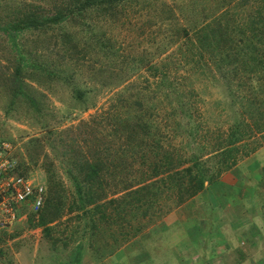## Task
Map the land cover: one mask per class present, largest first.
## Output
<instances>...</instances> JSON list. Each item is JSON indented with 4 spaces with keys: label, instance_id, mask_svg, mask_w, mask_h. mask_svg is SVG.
Wrapping results in <instances>:
<instances>
[{
    "label": "rangeland",
    "instance_id": "374dc122",
    "mask_svg": "<svg viewBox=\"0 0 264 264\" xmlns=\"http://www.w3.org/2000/svg\"><path fill=\"white\" fill-rule=\"evenodd\" d=\"M69 2L0 0L1 6L14 9L37 5L45 14H50L55 7L63 8ZM1 12L4 14L5 8ZM83 16L80 21L67 14L68 20L60 24L23 30L16 39L27 63L35 60L49 65L57 74L49 80L31 76V69L25 68L27 75L22 76L25 89L38 97L37 107L41 114L27 111L21 100H16L9 109L3 84L13 71L16 54L0 34V141L4 139L9 143L10 155L21 170L26 167V172L39 177L44 184L41 162L45 158L52 160L66 189L67 202L73 198L72 183L63 171L56 153L58 149L51 150L46 141L57 136L65 138V142L72 136L75 148L85 157L94 158L91 152L95 148L106 164L114 160L120 178L134 182L129 191L148 184V190L158 191L156 199L152 206H140L137 210L125 202L121 210L116 209V203L100 206L102 213L94 210L97 204L112 198L117 200L124 194V191H109L98 203L71 212L65 207L59 219L48 223L51 227L48 236L42 234L41 227L30 226L26 218L18 221L0 230V256L3 261L6 259L5 264H11L14 253L18 254L19 264H63L78 240L89 243V232H96L95 246L99 240L106 244L104 250L97 252L93 240L84 245L82 255H89L91 263L95 257L98 261L117 250L140 256L143 246L150 247L146 250V260L152 261L153 252L163 247L152 248L147 239L150 233L154 236L152 230H156V224H160L167 214L174 209L184 214L187 209L183 206H212L216 198L211 192L217 190L216 182L222 176L235 174L234 168L238 167L250 177L251 166L257 167L264 161V129H253L249 137L235 143L234 164L221 170L211 183L204 182L202 190L209 188V196L198 191L189 197L182 195L181 202L177 201L180 193L167 182L168 171L135 182L142 173L150 174L146 165L141 164L134 145V141L140 143V137L151 149L149 155L157 152L158 155L149 157L153 161L159 162L162 154L169 155L173 163L187 159L174 166L177 170L189 165L191 156L203 161V166L210 172L220 166L219 156L213 155L216 152L213 149L215 135L224 136L234 117L249 122L242 108L256 91L253 88L261 86V81L255 77L259 76V70L254 67L252 73L244 71L249 69V61L244 65L238 63L235 66L237 75L245 73L240 78L233 77L231 66L225 62V51L220 54L201 51L196 41L197 33L203 24H213L217 18L229 19L232 24H244L252 17L264 18L263 0H121L109 13L88 10ZM245 33L250 36L248 30ZM64 35L69 40L66 44H62ZM261 47L264 49L263 44ZM256 95V109L263 113L256 117V125L262 128L264 93L259 91ZM178 103L182 104V111H179ZM135 122L145 124L150 137L143 134ZM129 135L133 137L130 139ZM32 137H37L39 142L28 144L26 141ZM140 149L145 150L143 146ZM36 152L34 164L29 161L28 153ZM111 167L109 165L107 170L119 173L110 170ZM255 170L264 177V164ZM246 197L240 203L234 199L230 205L246 206L249 202ZM124 198L129 199V196ZM221 204L224 206L223 201ZM36 220L35 214L32 222ZM74 228L75 232H72ZM83 228L87 229L81 236ZM171 234L162 232L161 240L168 239Z\"/></svg>",
    "mask_w": 264,
    "mask_h": 264
},
{
    "label": "trees",
    "instance_id": "16d2710c",
    "mask_svg": "<svg viewBox=\"0 0 264 264\" xmlns=\"http://www.w3.org/2000/svg\"><path fill=\"white\" fill-rule=\"evenodd\" d=\"M118 1L121 0H70L68 5H63V8L55 7L50 14H45V11L40 9L37 5H27L26 8L18 7L14 9L11 8V6L6 5L3 7L0 4V34L4 35L6 41L10 45V48L14 50L16 54L13 71L6 79L7 84H3L8 94L9 109H11L15 102H17L16 100H21L20 103L26 106L25 109L27 111L41 114L39 112V108L37 107L38 97L31 93L28 88L25 89L26 87L22 80V76L27 75L25 68L31 69V76L37 75L49 80H52L51 77L57 76V74L51 70V66L49 65L45 66L35 60H32L29 63L26 62L25 56L16 41L17 37L23 30H38L49 25L60 24L63 20H68L66 17L67 14L82 21L84 13L88 10H95L99 12L104 11V13L106 11L109 13L114 9L115 4ZM122 1L136 2L138 0ZM2 8H5L4 14L6 15L2 14ZM223 18H225V16ZM230 22L231 21L229 19L222 21L220 18H217L213 24H210L209 22L203 24L196 37L198 47L201 51L205 50L209 53L215 54L224 53L225 51L224 57H227V61L225 62L231 66L233 77L239 76L240 78L241 75H244L245 72L243 74L239 72V75H237L235 66H237L238 63H242L244 65L247 61H249V69L247 68V70L244 71L252 73L253 67L256 70H259V76L255 77L261 81V86L257 85L253 88V90L256 91L252 92V98L247 100L245 108H242L244 109L242 113L246 114L249 122L247 123L244 122L242 118L239 119L238 117H234L231 127L228 128V131H226L224 136L216 133V144L213 146L214 152H216L213 155L219 156L220 160L218 161L221 162L220 166H218L215 171L210 172L207 167L203 166V161L195 159V156H191L188 159V161H191L190 164L177 170L174 166L182 164L187 159L177 160L173 163L171 162L169 155L162 154L159 162L153 161L152 158L158 155L157 152L149 155V153H152L151 149L146 147L142 141V137H140V143L142 145H140L139 142L134 141V145L138 150L137 153H139L141 164L146 165L148 171L150 172L148 175L142 173V177L135 180V182L139 183L149 177V175H157L161 171H168L166 174V180L170 185H174L178 189L180 195L177 201L179 202L183 199L181 198L182 195H184L185 198L196 194L204 188L205 181L207 184L211 183L214 179H216V176L221 170H227L232 164H234V157L237 151V146L235 145L236 142L240 141L244 137H249L252 134L251 131L253 129H264V124L262 128H259L256 125V117H261L263 113L257 111V106L255 104L258 98L256 94L259 91L264 93V49L261 47V44L264 45V18L260 17V19H258L257 17H252L248 21L244 22V24L241 22L239 24H232ZM246 30L249 31L250 36L245 33ZM64 37L65 39H62V44L69 42L67 39L68 37L66 35H64ZM74 44H76V41ZM74 44L69 45L70 47H73ZM200 54L201 53H198L199 56ZM61 55L64 56V52H61ZM153 69H156V67H153ZM163 75L165 76L164 72ZM34 78L38 79L37 77ZM65 78L67 79L66 75ZM239 85L240 84H237V86ZM77 94L80 96L79 92ZM233 95L237 96L239 100L242 99V96H238L236 94ZM240 105L242 106V103ZM177 106L180 109L179 111H182V104L178 103ZM183 113L184 115H188L187 112ZM135 123L139 126V129H141L143 134H147L150 137L145 124H140L139 122ZM131 137L133 136L129 135L130 139ZM68 139L69 141L65 142V138L57 136L56 138H50L46 141L50 144L49 147L51 150L56 151L58 149L56 153L60 158V162H62L63 171L72 183L73 198L70 202H67L68 198L66 196V189L56 172V167L53 164V161L48 160L45 158L46 155H44L43 158L45 159L41 162V166L46 185L45 198L42 206L35 213L37 215V220L35 222H32V218L35 215L33 212H29L27 215L26 220L30 226L41 227L42 234L44 236H48L51 230L48 223L59 219L64 214L65 207L68 212H71L73 210L83 208L85 205L90 203H98V201L106 198V194L109 191H111V193L124 191V194L117 200L112 198L111 200H105L104 204H97V206L94 207V210L102 213L100 206L105 207L112 203H116L117 210H121L123 202L129 206H134L132 209L136 210L140 206H152L154 204L153 202L156 199L157 190L154 188V190H148V184H146L140 187H135L129 191V188L133 186L134 182L131 183L130 181H124L123 178H120V171L116 167L114 160H109L108 164H106L103 158L98 157L99 151L95 148L91 152L93 153L92 155L94 158H92V156L91 158L85 157L82 152L75 148L74 138L72 136H68ZM26 142L28 144H35L39 141L37 137H32ZM142 146L145 150L140 149ZM36 155L37 152L32 154L28 153L29 161L35 164L36 161L34 160V157H36ZM227 159L230 161L225 162ZM109 165L112 166L110 170L119 171V173L116 174L113 171L110 172L107 170ZM25 172L26 167L22 169L21 173ZM106 174H108V177L105 176ZM110 187H112L111 190ZM125 196H129V199H125ZM145 212L147 211H143V213ZM88 214H91V212ZM92 226L94 227V225ZM75 229L76 228H74L72 232H75ZM86 229L87 228H83L80 234L81 236L85 235ZM89 229L91 230V228ZM90 233L92 232H89L88 235V238L90 239L89 243L83 239L78 240L69 250L67 254L68 257L63 264H80L84 245H89L93 240L92 242L95 246L97 242V239L94 240L96 232H93L92 234ZM102 241L103 240H99L98 245L95 246L96 248L94 250L96 252L99 249H105L106 244ZM107 251L110 252L111 249L108 248ZM101 255H103V253H101Z\"/></svg>",
    "mask_w": 264,
    "mask_h": 264
},
{
    "label": "crops",
    "instance_id": "0c3cea01",
    "mask_svg": "<svg viewBox=\"0 0 264 264\" xmlns=\"http://www.w3.org/2000/svg\"><path fill=\"white\" fill-rule=\"evenodd\" d=\"M263 164H253L250 177L238 167L235 174L222 176L217 190L212 189L211 196L216 198L212 206H183L186 213L174 209L167 214L147 239L152 248L163 247L153 252L152 261L146 260L150 247L143 246L140 256L117 250L91 263L90 256L83 254L80 264H264V177L255 170ZM207 189L200 193L209 196ZM245 195L246 206H231ZM162 232L172 234L161 240ZM17 257L14 253L11 264H19ZM5 261L0 256V264Z\"/></svg>",
    "mask_w": 264,
    "mask_h": 264
},
{
    "label": "built area",
    "instance_id": "2783aa9c",
    "mask_svg": "<svg viewBox=\"0 0 264 264\" xmlns=\"http://www.w3.org/2000/svg\"><path fill=\"white\" fill-rule=\"evenodd\" d=\"M16 160L10 155V145L0 141V230L25 220L42 206L46 186L29 172L21 173Z\"/></svg>",
    "mask_w": 264,
    "mask_h": 264
}]
</instances>
